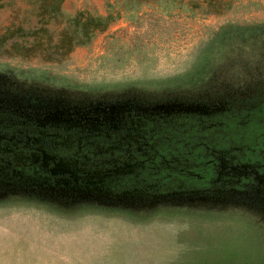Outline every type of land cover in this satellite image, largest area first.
Instances as JSON below:
<instances>
[{"label":"rangeland","instance_id":"1","mask_svg":"<svg viewBox=\"0 0 264 264\" xmlns=\"http://www.w3.org/2000/svg\"><path fill=\"white\" fill-rule=\"evenodd\" d=\"M40 4L0 0V103L42 125L81 121L99 130L148 110L202 113L215 122L216 140L208 154L195 145L200 156L187 151L175 168L254 184L262 202L264 0H62L65 17L112 21L66 55L52 46L22 57L9 45L31 43L25 32L41 25ZM47 26L54 45L63 23ZM227 104L240 108L242 124L225 118ZM3 139L0 150H17L0 172V264H264L261 203L239 204L221 188L145 198L70 189L101 170L36 149L27 137Z\"/></svg>","mask_w":264,"mask_h":264},{"label":"trees","instance_id":"2","mask_svg":"<svg viewBox=\"0 0 264 264\" xmlns=\"http://www.w3.org/2000/svg\"><path fill=\"white\" fill-rule=\"evenodd\" d=\"M61 3L62 0H41L37 9L41 25L26 32L22 27H16L17 31L34 37L31 43L28 39L22 43L14 41L9 45V50L22 57H33L36 50L43 51L54 46L61 51V54L66 55L74 47L88 42L96 32L106 29L112 21L110 16L83 12L65 17L60 9ZM52 20L63 23L60 36L54 45L47 26ZM43 38L45 40H42ZM5 39L7 37L4 32V35L0 34V43L4 44ZM17 110L20 109L0 103V116L5 119L0 123L2 125L0 137L6 138L3 140L12 143L14 142L12 140L21 136L23 139L27 137L31 143L33 140H36L33 141L35 144L38 142V146H34L36 149L41 148V151L50 155L76 161L78 165L87 161L94 169L101 170L100 176L82 178L81 183L73 181L70 189H90L92 193L107 194L111 198H120L128 194L145 198L170 190L186 192L191 188H198L210 193L216 188H221L225 191H233L231 199L239 204L248 203L259 207L261 203L264 206V199L261 202V194L256 195L259 190L254 184L246 182L245 185L242 182L233 184L230 182L232 180L225 183L227 181L224 182L223 179L214 183V177L211 179L196 177L194 171L187 172L185 169L180 171L175 168L179 164L177 162L183 161V155L187 151H192L195 145H199L200 149L203 147V152L208 154L206 147L211 146L216 140L212 136L217 128L215 122L202 113L199 114L200 116H193L181 115L176 111L164 113L160 110H148L128 115L125 120L120 123L115 122L114 125L103 124L102 126L106 128L99 130L90 128L81 121L65 125L51 121L42 125L38 117L32 119L17 117ZM225 110V118L235 121L238 125L244 122L240 108L227 104ZM139 126L142 128L139 129ZM134 131H138V138L134 137ZM6 134L12 137L10 139L4 137L3 135ZM128 134L133 137L128 138ZM182 144L185 147H182ZM19 146L24 148L22 144ZM16 150L17 146H4L0 150V172L8 171V162ZM192 152L198 157L197 151ZM152 165H158L162 170L159 172L156 166ZM33 169L28 167L26 172L37 171ZM46 170L39 167L37 172ZM14 179L15 182L20 181L18 178H7L6 181ZM224 198L228 200L229 196Z\"/></svg>","mask_w":264,"mask_h":264}]
</instances>
